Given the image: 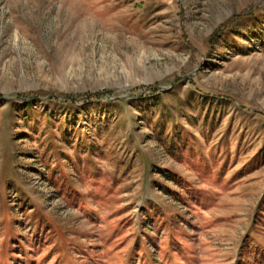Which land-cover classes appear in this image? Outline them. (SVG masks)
I'll list each match as a JSON object with an SVG mask.
<instances>
[{
    "label": "rangeland",
    "instance_id": "rangeland-1",
    "mask_svg": "<svg viewBox=\"0 0 264 264\" xmlns=\"http://www.w3.org/2000/svg\"><path fill=\"white\" fill-rule=\"evenodd\" d=\"M262 42L264 0H0V264H264Z\"/></svg>",
    "mask_w": 264,
    "mask_h": 264
},
{
    "label": "trees",
    "instance_id": "trees-1",
    "mask_svg": "<svg viewBox=\"0 0 264 264\" xmlns=\"http://www.w3.org/2000/svg\"><path fill=\"white\" fill-rule=\"evenodd\" d=\"M252 14H254V12L252 11V12H249V13H247V15H249V16H251ZM247 15H239V16H235V18H243V17H245V16H247ZM229 26V25H228ZM228 26L226 25V23L222 26V27H224V29H227L228 28ZM221 29L222 28H220V30L218 31V32H220L221 31ZM261 46H262V48H264V42H262L261 43ZM102 94H106V93H108V91H103V92H101ZM22 100H23V98H22ZM28 105H30V102L28 101L27 102V105L26 106H28Z\"/></svg>",
    "mask_w": 264,
    "mask_h": 264
}]
</instances>
